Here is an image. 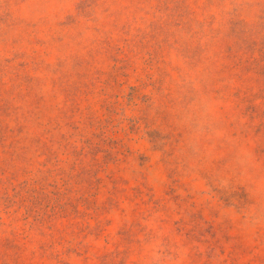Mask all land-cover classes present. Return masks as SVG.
Returning a JSON list of instances; mask_svg holds the SVG:
<instances>
[{
	"label": "rangeland",
	"instance_id": "obj_1",
	"mask_svg": "<svg viewBox=\"0 0 264 264\" xmlns=\"http://www.w3.org/2000/svg\"><path fill=\"white\" fill-rule=\"evenodd\" d=\"M0 264H264V0H0Z\"/></svg>",
	"mask_w": 264,
	"mask_h": 264
}]
</instances>
